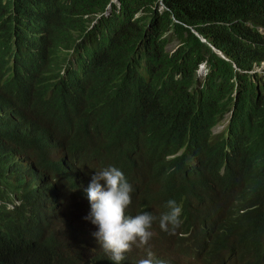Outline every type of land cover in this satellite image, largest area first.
Listing matches in <instances>:
<instances>
[{
	"label": "clouds",
	"instance_id": "9594fccd",
	"mask_svg": "<svg viewBox=\"0 0 264 264\" xmlns=\"http://www.w3.org/2000/svg\"><path fill=\"white\" fill-rule=\"evenodd\" d=\"M0 2L7 7L0 17V252L16 228L36 248L50 239L96 242L113 264H201L219 232L247 229L245 201L258 190L250 166L218 164L219 153L201 144L187 158L169 149L162 172L150 171L158 141L143 135L138 106L131 103L98 126L75 129L85 105L70 91L80 79L77 67L63 65L62 85L40 91L37 75L25 68L47 54L36 3L17 11L16 0ZM234 4L262 22L248 19L254 63L238 71L263 79L264 9L244 0ZM208 71L202 63L199 78ZM231 116L230 111L215 124L214 135L227 128ZM222 122L224 129L215 133ZM180 175L188 180L189 194L172 183ZM68 208L79 217L69 216ZM259 237L254 264H264V222ZM164 245L173 247L172 254L163 253ZM185 246L190 256L180 255Z\"/></svg>",
	"mask_w": 264,
	"mask_h": 264
},
{
	"label": "trees",
	"instance_id": "16d2710c",
	"mask_svg": "<svg viewBox=\"0 0 264 264\" xmlns=\"http://www.w3.org/2000/svg\"><path fill=\"white\" fill-rule=\"evenodd\" d=\"M34 1L48 36L47 54L25 68L37 75V88L48 91L62 85L63 65L77 67L80 79L70 91L85 105L75 129L98 126L131 103L138 106L143 135L158 141L150 171L162 172L169 149L187 158L201 144L219 153L218 164L251 167L258 190L245 201L247 229L219 232L201 264H254L264 222V78L238 70L254 63L248 19L262 22L234 0H16L14 8ZM244 2L264 9V0ZM6 9L0 2V17ZM204 62L209 71L202 80ZM230 111L229 125L214 135L212 128ZM172 183L189 194L185 176ZM0 254V264H113L96 242L50 239L36 248L16 228ZM180 255L190 256V249Z\"/></svg>",
	"mask_w": 264,
	"mask_h": 264
},
{
	"label": "rangeland",
	"instance_id": "374dc122",
	"mask_svg": "<svg viewBox=\"0 0 264 264\" xmlns=\"http://www.w3.org/2000/svg\"><path fill=\"white\" fill-rule=\"evenodd\" d=\"M203 75H204V71H202V73L200 74V76H203ZM225 125H226V123L225 122H222L221 124H219L218 126L215 127L214 132L215 133L221 132L224 129ZM75 200H77V199L73 198V201H75ZM67 213H68L69 216H72L73 218H75L77 216L79 217L78 212L74 211L72 208H68L67 209ZM83 219L84 218H81L80 219V222L84 223L85 221ZM162 251H163V253H170V254H172L173 247L171 245H164L163 248H162Z\"/></svg>",
	"mask_w": 264,
	"mask_h": 264
}]
</instances>
